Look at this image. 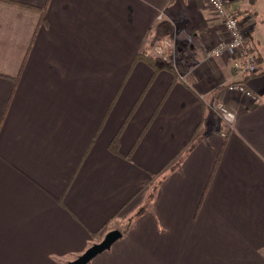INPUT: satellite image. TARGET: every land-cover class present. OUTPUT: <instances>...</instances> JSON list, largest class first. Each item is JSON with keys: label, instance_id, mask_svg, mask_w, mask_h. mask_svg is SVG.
Listing matches in <instances>:
<instances>
[{"label": "crops", "instance_id": "0c3cea01", "mask_svg": "<svg viewBox=\"0 0 264 264\" xmlns=\"http://www.w3.org/2000/svg\"><path fill=\"white\" fill-rule=\"evenodd\" d=\"M226 9L264 60L263 21ZM223 34L206 0H0V264L70 263L116 226L88 264H264V74L209 57ZM142 48L176 81L132 65ZM238 82L257 100L226 91ZM215 104L235 114L226 137Z\"/></svg>", "mask_w": 264, "mask_h": 264}, {"label": "built area", "instance_id": "2783aa9c", "mask_svg": "<svg viewBox=\"0 0 264 264\" xmlns=\"http://www.w3.org/2000/svg\"><path fill=\"white\" fill-rule=\"evenodd\" d=\"M227 0H206L210 9L220 18L224 34L218 40L216 45L208 52L209 57H221L226 52H230L237 57V67L242 76L253 75L258 70V58L252 52L245 49L246 32L242 29L237 17L227 11ZM226 91L230 93H238L247 98L257 100L256 97L247 90L241 82L228 84ZM220 119L223 123L224 131L222 137H226L228 131L234 128L236 117L235 114L221 104L216 106Z\"/></svg>", "mask_w": 264, "mask_h": 264}, {"label": "trees", "instance_id": "16d2710c", "mask_svg": "<svg viewBox=\"0 0 264 264\" xmlns=\"http://www.w3.org/2000/svg\"><path fill=\"white\" fill-rule=\"evenodd\" d=\"M5 1V0H2ZM16 4V3H13ZM17 5V4H16ZM33 8V7H31ZM41 14H43V11H40ZM158 55H155L154 53H148V51L144 48H142L141 50H139V52L137 53L132 65H134L135 63L138 62H142L145 65H147L149 68H151L153 75L151 78V82L152 80L155 78V76L160 72V71H167L169 73H171L174 77V80L176 81V73L174 68L168 64V63H161L160 59L157 57ZM258 70L255 74L253 75H247L244 76L243 81H246L248 79L254 78V77H258L264 74V60H259L258 61ZM115 99L114 98L110 104L109 110H111L113 104L115 103ZM140 101V100H139ZM139 101L136 102V104L133 106L130 114L128 115V117L126 118V120L124 121L122 127L120 128V130L118 131V133L115 135V137L113 138V140L111 141L110 145H109V150L110 152L114 153V154H119V142H120V136L124 130L125 125L127 124V122L129 121V119L131 118L132 114L134 113L135 109L138 107ZM149 123L147 124V126L145 127V129L142 131V133L140 134L139 138L137 139V141L135 142L133 148L131 149L129 155L126 157L127 159L131 158L135 148L137 147V145L139 144V142L141 141L143 135L145 134ZM197 140L193 139L185 148V150L180 153L177 157H175L171 163L167 164L163 170H161L159 173L154 174L151 176V179L146 182L142 189L146 190L145 192V203L139 207L137 209V211L133 214V216H131L124 224L123 226V231H126L133 223L136 219H138L150 206L151 200H153L154 195L157 191L158 186L163 182V180L166 178V176L171 173L172 171H174L177 166L181 163L182 159L185 157V155L190 152L194 146L196 145ZM106 227V226H105ZM114 228H110L109 230L106 231L110 232L113 231ZM101 231V230H100ZM100 231L95 233L94 235H92V237L94 239H98L99 238V234ZM68 264V263H66Z\"/></svg>", "mask_w": 264, "mask_h": 264}, {"label": "water", "instance_id": "95a60500", "mask_svg": "<svg viewBox=\"0 0 264 264\" xmlns=\"http://www.w3.org/2000/svg\"><path fill=\"white\" fill-rule=\"evenodd\" d=\"M121 237V232L119 230H113L105 234L103 239L96 244H93L85 252H83L75 260L71 261L68 264H88L93 260L97 255L108 250L111 245Z\"/></svg>", "mask_w": 264, "mask_h": 264}, {"label": "rangeland", "instance_id": "374dc122", "mask_svg": "<svg viewBox=\"0 0 264 264\" xmlns=\"http://www.w3.org/2000/svg\"><path fill=\"white\" fill-rule=\"evenodd\" d=\"M243 7L251 8L257 14V21H263L259 27L264 31V0H241ZM259 21V22H261ZM259 24V23H258ZM260 30V32H261ZM261 39V38H260ZM217 106V104H215ZM214 113L220 118L217 108L215 107ZM221 120V119H220ZM114 228V227H113ZM114 230H121L120 227H115ZM92 246V245H91Z\"/></svg>", "mask_w": 264, "mask_h": 264}]
</instances>
